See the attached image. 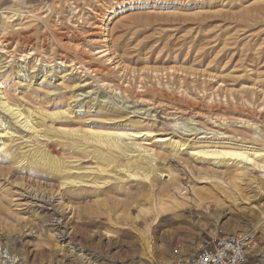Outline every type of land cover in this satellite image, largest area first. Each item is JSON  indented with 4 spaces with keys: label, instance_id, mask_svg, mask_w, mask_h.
Returning a JSON list of instances; mask_svg holds the SVG:
<instances>
[{
    "label": "rangeland",
    "instance_id": "1",
    "mask_svg": "<svg viewBox=\"0 0 264 264\" xmlns=\"http://www.w3.org/2000/svg\"><path fill=\"white\" fill-rule=\"evenodd\" d=\"M9 10L0 90L12 102L78 104L84 117L102 100L122 112L115 124L131 117L163 135L264 149V0H0V32ZM32 65L29 79L18 72ZM63 68L69 82L57 87ZM76 73L85 81L75 87ZM157 148L176 176L159 177L153 194L131 180L63 185L0 153V264H173L176 248L192 254L215 229L255 233L264 255V170H213Z\"/></svg>",
    "mask_w": 264,
    "mask_h": 264
},
{
    "label": "bare ground",
    "instance_id": "2",
    "mask_svg": "<svg viewBox=\"0 0 264 264\" xmlns=\"http://www.w3.org/2000/svg\"><path fill=\"white\" fill-rule=\"evenodd\" d=\"M2 15L0 39L12 27L13 17L17 16L14 10L3 11ZM6 54L8 53L4 47L0 48V65L9 57L11 58V55L7 56ZM23 66L27 68L29 65ZM29 69H32L31 73L23 72L22 69L18 72L23 77L29 76L27 77L29 79L35 65L30 66ZM51 72L52 69H47L44 71V75ZM66 72L65 68L59 71L63 83H59L56 85L57 87L69 82L66 79L69 73ZM76 76L77 78L72 81L75 87L85 81L82 80L83 76L79 73H76ZM76 97L78 98V95ZM74 101L76 102L75 98ZM99 104L95 115L90 114L91 111H89L94 107L93 105L86 106V116L78 117L80 114L77 116V111H81L78 104L73 106L70 104L67 108H57L56 110L37 107L29 103L18 105V103L12 102L7 95L4 96L0 90V153L19 163L21 167L39 168L50 172V174H57L59 178L63 179V185L77 187L81 183H91L100 187L112 180H131L139 186L148 187L151 194L155 191V182L159 177H170V179L168 178L170 182L174 181L176 176V171L166 166L167 159H163L157 144L164 148L165 154H163L166 158L170 156L184 157L186 154L191 160L207 164L213 170H217L216 167L222 164H235L247 168V172L255 169L264 170V149L257 146L207 136L184 138L163 135L157 133L156 129H152L149 123L145 124L144 120L131 117L125 118L122 123L115 124L111 120L113 121L115 116L117 118L124 117L122 112L104 107L102 100H99ZM58 120L63 121L58 125L56 123ZM58 145L64 149L66 147L69 150L77 151L81 156L73 153L66 154L65 151L58 149ZM82 157L91 158V165L85 166L81 161ZM187 166L190 171L193 170L192 165L187 163ZM232 177L235 176L232 175ZM206 178H212V175H208ZM176 187L179 188V186ZM38 202L40 204L47 203L44 199H40ZM140 212V215L144 213L143 209ZM58 223L61 225V222ZM141 258L148 259L145 256Z\"/></svg>",
    "mask_w": 264,
    "mask_h": 264
},
{
    "label": "built area",
    "instance_id": "3",
    "mask_svg": "<svg viewBox=\"0 0 264 264\" xmlns=\"http://www.w3.org/2000/svg\"><path fill=\"white\" fill-rule=\"evenodd\" d=\"M176 248L173 264H251L252 258L264 264V255L256 250V235L249 232L220 233L212 230L195 246L192 254Z\"/></svg>",
    "mask_w": 264,
    "mask_h": 264
}]
</instances>
